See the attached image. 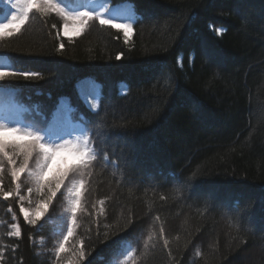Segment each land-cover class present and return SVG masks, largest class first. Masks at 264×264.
<instances>
[{
    "label": "trees",
    "instance_id": "trees-1",
    "mask_svg": "<svg viewBox=\"0 0 264 264\" xmlns=\"http://www.w3.org/2000/svg\"><path fill=\"white\" fill-rule=\"evenodd\" d=\"M16 2L0 0V22ZM63 3L101 11L123 0ZM127 3L140 17L127 41L98 20L76 35L55 12L0 38V64L40 73L0 81L13 85L0 88V115L64 139L88 134L97 153L60 260L66 191L37 225L21 212L39 198L23 175L18 195L0 194V264H69L73 247L80 264H264V0ZM72 159L57 157L49 177ZM0 189L15 191L5 172Z\"/></svg>",
    "mask_w": 264,
    "mask_h": 264
},
{
    "label": "snow or ice",
    "instance_id": "snow-or-ice-1",
    "mask_svg": "<svg viewBox=\"0 0 264 264\" xmlns=\"http://www.w3.org/2000/svg\"><path fill=\"white\" fill-rule=\"evenodd\" d=\"M12 7L17 11L11 14L8 23L0 22V38L13 35L12 31H4L9 28V25L14 26L15 32H21L22 26H26L35 13L43 17L55 12L65 21L70 19L76 21L77 23L74 25L76 35H79L80 31L88 26L90 21L98 20L101 26L109 25L112 28L122 29L126 41L133 32L134 22L140 19L134 8L127 3V0H123L122 5L114 9L101 5V11L74 10L64 4L63 0H17L16 3L12 4ZM5 19H8L6 15ZM117 19H123L125 22L115 23L114 21ZM68 32L69 25L65 23L64 35H68ZM60 48H63V44L60 45ZM206 54L211 56L214 53L207 51ZM116 58L120 59L121 57L117 55ZM38 78H40L38 71L25 70L23 67L16 66L14 61L0 64V81ZM12 87L13 85L6 87L0 85V88H4L5 92ZM37 115L40 113L37 112ZM91 141L92 137L88 134H82L74 139H64L54 135L50 131V126L38 124L34 120L27 121L15 117L9 114L7 110L3 115H0V181H2L3 174L7 170L15 184L14 192H4L0 189V194L5 199L12 195H18L21 187L18 181L21 180L23 174V177L32 185L27 189L29 195L35 191L39 194V198L35 201V207L31 212L26 211L23 206H21V212L24 213L29 224L37 225V222L48 211V207L57 193L63 194L65 191L67 193L68 208L66 211L71 213V219L68 222L67 235H63V239L59 241V246L56 248L55 254L58 260L61 259V252L65 251V242L74 233L77 209L82 207L81 197L84 194L86 183L84 177L91 175L89 169L97 159V153ZM64 153L72 154L73 159L66 162L62 168H58L57 172L50 178L49 173L52 172L57 157ZM25 199H28L29 204L33 203L28 197L19 196L20 201ZM20 235L19 226L12 224L8 236L20 237ZM126 242V238L116 241L117 249L122 248ZM70 251L72 252V259H70L69 264H80V261L86 256L82 249L73 247ZM0 260H2V256H0Z\"/></svg>",
    "mask_w": 264,
    "mask_h": 264
},
{
    "label": "rangeland",
    "instance_id": "rangeland-1",
    "mask_svg": "<svg viewBox=\"0 0 264 264\" xmlns=\"http://www.w3.org/2000/svg\"><path fill=\"white\" fill-rule=\"evenodd\" d=\"M6 99H7V95L1 96V97H0V103H3ZM5 173H7L8 175H10L9 172H8L7 170L5 171ZM22 175H23V174H22ZM21 177H22V176H21ZM29 212H31V211H29ZM22 215L24 216V213H22Z\"/></svg>",
    "mask_w": 264,
    "mask_h": 264
}]
</instances>
